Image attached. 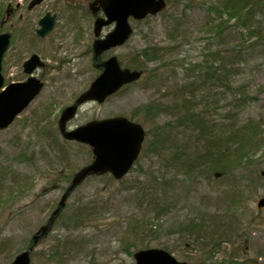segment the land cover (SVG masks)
Segmentation results:
<instances>
[{"label":"rangeland","instance_id":"1","mask_svg":"<svg viewBox=\"0 0 264 264\" xmlns=\"http://www.w3.org/2000/svg\"><path fill=\"white\" fill-rule=\"evenodd\" d=\"M29 1L0 0V32L8 31L11 36L1 67L5 84L26 79L22 63L31 53L45 61L36 71L37 77L45 81L41 93L0 130V264H8L26 249L37 228L56 210L75 172L92 158L87 144L63 139L57 126L63 107L72 103L98 72L92 68L90 57H78L82 42L93 39L92 18L85 13L91 0H43L33 9L28 8ZM219 2L166 0L164 10L143 20H131L133 34L111 52L125 66L134 64L138 56L144 69L141 79L116 91L102 104L80 107L69 126L117 114L133 117L145 127V150L120 180L109 178L108 173L83 179L68 195L52 230L34 246L31 264H128L134 261L135 250L148 247H161L190 264H248L247 260L259 251L264 254V207L256 205L264 196V176L260 174L264 169V50L252 53L250 44L256 36L244 31L243 24H255V17L252 21L244 18L238 27L233 23L234 16L223 13L228 27L222 35L214 36L217 27L212 26L221 20L216 11ZM48 11L57 14L56 24L42 39L34 30L38 19ZM71 12L76 16L72 20L80 22L79 27L69 20ZM147 47L168 49H164L167 53L161 59L141 62L140 50ZM169 57L182 61L190 72L205 58L215 66L222 64V68L219 74L210 73L216 76L213 85L192 89L196 95L186 90L187 95L181 96L183 85L193 79H186L187 72L181 67L166 64ZM224 61L231 63L226 69ZM149 102L164 106L172 102L192 110L200 119V125L176 132L178 139L174 142H179L183 156L205 154L206 145L220 137L232 139L231 146L238 147L235 141L240 130L253 135L256 129L260 134L254 138L255 145L241 153L234 171H215L213 163L206 162L191 168L187 175L170 158H159L150 148L158 127L172 124L183 113H172L169 107L167 112L146 119L142 108ZM177 164L181 166L180 161ZM133 189L144 194L132 197ZM89 200H106L107 206L93 214L90 222L76 225L71 215ZM162 205L167 209L157 218L156 207ZM215 215H219L216 221ZM224 216L237 231L228 230L224 244L220 243L208 257L204 246L209 244L210 233L202 229L216 227V223L223 225ZM187 222H194V229L200 228L197 236L177 230ZM144 223V228L138 227ZM132 230L142 234L134 236ZM63 238L74 240L73 251L47 261L51 249Z\"/></svg>","mask_w":264,"mask_h":264},{"label":"water","instance_id":"2","mask_svg":"<svg viewBox=\"0 0 264 264\" xmlns=\"http://www.w3.org/2000/svg\"><path fill=\"white\" fill-rule=\"evenodd\" d=\"M104 16L95 19L94 32L99 35L103 25L115 23L114 28L102 39L94 40V52L104 51L122 45L133 32L129 18L141 20L146 15H154L165 8V0H95ZM39 23L36 31L41 37H45L54 25V15L46 14ZM9 33H0V67L2 55L9 43ZM43 64L40 57L32 54L23 63L24 72L30 74L25 81L11 82L0 90V129L10 125L12 120L23 110L40 91L43 82L35 78L31 73ZM100 74L89 85L90 87L81 93L73 104L63 108L59 118L58 127L63 137L69 140H77L87 143L92 147L94 158L86 166L75 172L70 185L61 195L57 208L49 215L46 223L38 228L31 237L33 243L23 252L17 254L9 264H30L31 250L44 236L54 217L64 207L68 194L77 187L78 183L88 174L98 172H111L116 179H120L128 172L134 159L140 152V146L144 139V129L126 117H107L80 125L74 130H65L66 123L74 117L77 106L84 101L103 102L108 95L115 93L123 84L138 80L141 76L139 70L129 67L123 68L118 62L117 56H111L104 61ZM4 79L0 68V88ZM264 176V169L261 173ZM258 207L264 206V196L258 202ZM134 263L131 264H189L186 261L177 260L168 251L162 248H145L137 250L133 254Z\"/></svg>","mask_w":264,"mask_h":264},{"label":"trees","instance_id":"3","mask_svg":"<svg viewBox=\"0 0 264 264\" xmlns=\"http://www.w3.org/2000/svg\"><path fill=\"white\" fill-rule=\"evenodd\" d=\"M219 5L220 6L216 8V11L218 13V16L219 17L221 16V20H219L216 25L213 24L212 26L214 28L217 27V30L214 33V36L218 37L222 35L223 30L226 27H228L227 25L229 21L228 19L225 20V18L223 17L224 16L223 13H227V15H229L228 17L234 16L235 21L233 23H238L236 25L238 27L241 24L239 22L242 21L244 18L249 17L252 21V17L253 18L255 17V20H256L255 24H250L251 26H248L247 24H243L244 31H246L247 34L253 35L254 37L256 36L255 40H253L252 44H250V47H252L253 49L252 51H254L252 53L260 52V50H264V0H220ZM234 10L235 12H233ZM164 49H168V47H160V48L147 47V48L140 50L141 54H139V57L141 56L140 57L141 62H148V60L161 59L167 53L165 52L166 50ZM236 54L239 56V59H241L240 53L237 52ZM135 57L137 58H134L135 60L133 62L134 64H131L128 66L135 68V69L138 68L141 71H144V69H142L141 63L138 61L139 60L138 56H135ZM170 58L171 57H169L168 60H166L165 62L166 64H172V65H177L178 67H181L183 69L182 71L187 72L186 79L188 78L193 79L192 81H189V83L186 82L183 85V88L179 91L181 96L187 95L186 90L191 91L194 88H204L208 84L210 86L213 85V79H215L216 76L212 77L210 73L215 72L219 74L218 69L222 68L221 67L222 64L220 66L219 65L215 66L214 65L215 62H208L207 59L205 58L202 61L201 66L199 68H198L199 65H193V67L191 68V72L193 74L190 75L189 69L185 66V64L182 63V61H178L174 57L173 59H170ZM223 63H224V66H223L224 69L227 68V65L231 64L230 62L227 64L225 61ZM196 68L197 70H194ZM224 69H221V70H224ZM201 71L202 73L199 74ZM192 93L194 95L197 94V92H194L193 90H192ZM190 98H192V96ZM169 107L172 108V113H174L175 111H178L180 113H183V115L181 117H175V121H172V124H169L171 122H168L165 125H163L161 127L162 130H159L161 128L158 127L157 134L154 135L155 138L154 140L151 141V144H150L151 152L159 158H164V156L170 158L174 162V164L177 165V169L180 172H182L183 169L186 170L187 175H190V173L192 172L190 171L191 168L194 167L196 169L200 165L204 166L206 165V162L207 164H210V162H212L214 166V168L212 169H214L215 171L217 170H219L220 172H222L223 170L234 171V169L238 167V164L241 160L240 158L241 153H244L245 151H249L251 147L255 145L256 143V140L254 139L255 136L260 134L259 133L260 130L258 131L256 129L253 130L252 132L253 135L247 134V133H244L245 134L244 135L242 134V130H240L237 133L239 134L238 141H235V144L239 143L238 147L231 146L232 139L230 138L226 139L225 137L223 138L220 137L219 141L211 142L208 145H206L208 146V148L205 154L195 155V157L193 158L191 156H183L182 154H184V151H182L180 147L178 146L179 142H174L175 140L178 139V136H177L178 134H176V132L179 133L183 129H187V128H191L192 126L195 127V126L200 125L201 124L200 119L196 117V114H194L192 110H184L183 107L180 108L172 104V102H171V106H168V105L164 106L159 103L155 104L153 102H149V104H147L146 106L142 108L143 116L146 119H152L153 117H157L159 114L161 115V113L167 112L166 108H169ZM167 137H168V140L166 142ZM163 142H166V143H163ZM167 143H170V145ZM172 145H174L175 147L174 146L172 147ZM210 145L215 146L213 147L216 149V153L213 152L214 148L211 149ZM144 150L145 149H143V151ZM208 158H210L211 161H209ZM178 161L181 162V166L177 164ZM223 161L225 162V164L223 166L219 165L220 163L222 164ZM196 173H199V172H196ZM93 177H96V176H93ZM109 178L113 179L112 177H109ZM68 180L69 178L67 179V181ZM136 194L143 195L144 192H140V190L138 189L137 190L133 189L131 196L134 197ZM106 206H107L106 200L105 201L89 200L83 203L82 205H79L78 208L74 210L73 215H71V217L73 218V221L76 225L82 221L85 223L86 222L88 223L90 222V217L93 214L97 215L99 213V210L100 211L103 210L104 207ZM165 209H167V207L164 205H162L159 208L156 207V211L159 212V214L156 215V217L160 218L161 215L163 214L162 212H164ZM217 217L219 219V215L214 216L215 221L218 220ZM223 221H224L223 225L221 224L219 226L218 223H216V227L209 228V229L207 228L202 229L203 231L210 233L209 234L210 237L208 240L209 242L207 241L209 244H206L204 246L205 248L206 247L208 248L206 249L208 252L205 253L207 254L208 257L210 256V253L214 254V251L218 249L220 243L225 242L224 240L229 237V235L227 234L229 231H234V233H236L235 231H237L234 223L230 224V226L227 224V221H225V216L223 217ZM146 225L147 224L144 223V225H140L138 227L142 229ZM194 225H195L194 222H187L186 224L180 225V227L178 226L179 228L177 230H180V234L189 231L190 236H197L200 228L194 229L195 228ZM136 226L137 225H134V228H137ZM159 227H160V224H157L156 228H159ZM126 228L129 231V227L126 226ZM131 233L134 236H138L142 234V233H134L133 230ZM73 242H74L73 239L63 238V240H61L55 247L51 249L52 251L49 253L47 261L53 257H56V259H59V258H63L67 256L69 252L71 253L73 251ZM262 258L264 259V254L263 252L259 251L258 254H256L253 258H249V260H247V263L248 264H264V260H262ZM227 259H229L231 262L233 261L231 258H227Z\"/></svg>","mask_w":264,"mask_h":264},{"label":"flooded vegetation","instance_id":"4","mask_svg":"<svg viewBox=\"0 0 264 264\" xmlns=\"http://www.w3.org/2000/svg\"><path fill=\"white\" fill-rule=\"evenodd\" d=\"M42 1L43 0H30L29 1V4H28V8L29 9H33V7H35V6H37V4H40V3H42ZM65 7H68V4H66V5H64ZM87 7H88V10L89 11H85V13L86 14H89L90 16H91V18H92V32H93V28H94V20L96 19V18H98V17H102V15H103V13H102V11L100 10V8H99V4L97 3V2H95V0H91V2L90 1H88V3H87ZM66 9H68V8H66ZM9 12V10L6 8L5 9V12ZM49 13H50V15H54V25H53V27L51 28V30L49 31V33H48V35H46L45 37H42V39H44V38H46V37H48L49 36V34H50V32L52 31V29L54 28V26H55V22H56V18H57V14L56 13H52V12H50V11H48ZM48 12H46L44 15H42L39 19H38V21H37V24H38V27H40L41 25H40V23H39V20L43 17V16H45L46 14H48ZM69 16H70V19L69 20H72L73 18H75L76 19V16H75V13L74 12H71L70 14H69ZM6 20V19H5ZM4 20V21H5ZM73 22H75L76 23V25L79 27V25H80V22H77V20H72ZM113 28V26L112 25H110V26H103L102 28H101V30H100V33H99V35H96L94 32H93V39L91 38V40L89 41V42H82L83 43V45H82V52H80L81 53V55L78 53V57H81V58H83V57H85V58H88V57H90V61H91V64H92V68L94 69V71L96 72V70L98 71L97 72V74H96V76L95 77H97L99 74H100V72L102 71V69H103V64L102 63H104V61L105 60H107L108 58H110L111 56H113V55H116V54H114V53H112L111 51L112 50H114L115 48H117V47H120L121 45H118L117 47H115V48H112V49H105L104 51H99V52H97V53H95L94 52V49H93V45H94V40H96V39H102L104 36H105V34H107L108 32H110V30ZM38 28H36L35 30H34V33L36 34V30H37ZM80 34H81V32H82V30L81 31H78ZM80 34L78 35V36H80ZM37 35V34H36ZM77 41V40H76ZM117 56V55H116ZM41 57V56H40ZM59 58V57H58ZM117 58H118V61H119V63L121 64V66L122 67H125V65L123 64V63H121V61H120V57L119 56H117ZM84 59V58H83ZM45 65V61H44V64H43V66ZM43 66H41V67H43ZM94 77V78H95ZM38 78H42V77H38ZM94 78H93V80H94ZM42 80L44 81V79L42 78ZM91 82V81H90Z\"/></svg>","mask_w":264,"mask_h":264}]
</instances>
